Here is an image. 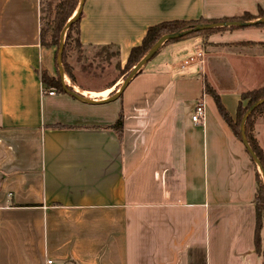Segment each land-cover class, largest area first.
I'll return each instance as SVG.
<instances>
[{
	"label": "crops",
	"instance_id": "obj_1",
	"mask_svg": "<svg viewBox=\"0 0 264 264\" xmlns=\"http://www.w3.org/2000/svg\"><path fill=\"white\" fill-rule=\"evenodd\" d=\"M42 7L0 0V264H263L259 167L206 86L236 119L241 94L264 87V27L170 43L108 102L121 78L92 89L64 74L88 103L45 93L43 73L61 74ZM260 11L264 0H85L79 36L118 46L123 67L149 26ZM252 134L264 154V115Z\"/></svg>",
	"mask_w": 264,
	"mask_h": 264
},
{
	"label": "trees",
	"instance_id": "obj_2",
	"mask_svg": "<svg viewBox=\"0 0 264 264\" xmlns=\"http://www.w3.org/2000/svg\"><path fill=\"white\" fill-rule=\"evenodd\" d=\"M79 4V0H59L52 6L50 4L48 6V10L46 12V16L44 12L41 14V42L44 46L47 47H59L61 42V34L62 31L68 22V20L74 14L77 6ZM249 15L244 14L243 16L224 18L219 20H170L164 21L147 28V31L140 42L139 45L132 47L130 53L127 57L125 67L123 68L125 72L132 69L151 49V47L156 43V41L161 38L165 34L174 33L183 31L186 29H190L198 24L204 23H217V22H227V21H246ZM259 17H264V11H261ZM81 16L75 21L67 30L65 35V43H64V51H63V66L65 73L71 79L73 83L76 82L75 76L73 74V68L66 61V53L68 47L72 45H76L78 50L83 47L79 36V21ZM251 19V18H250ZM261 26L264 27V22L261 23ZM242 27V26H230V27H217L197 32H191L181 38L166 41L162 47L169 43L179 41L187 36L205 33V32H213L217 29L224 30L229 28ZM243 44H251L252 42H242ZM113 49V50H110ZM161 49V48H160ZM158 53V52H157ZM156 53V54H157ZM58 54V53H57ZM56 54V57H57ZM155 54V55H156ZM98 55H102L103 59L110 60L111 58H117V67L120 68V50L118 46L115 45H106L101 47V51L98 52ZM154 55V56H155ZM153 56V57H154ZM142 70V69H141ZM43 82L46 86H51L55 88L56 91L60 92L63 90V85L58 77H49L47 73H43ZM206 91L214 98L215 103L217 105L218 111L220 115L223 117L224 121L229 125V127L233 130V132L241 138L240 124L242 118L247 111V109L256 101L264 98V87L252 89L245 91L241 94V100L239 102V106L237 109L236 119H233L229 111L225 108L218 93L209 85L206 86ZM116 91L110 93L109 96L113 95ZM246 102V104H243ZM264 110V103L258 106L247 118L245 123L246 135L249 141L250 146L257 154L262 167L264 169V154L262 149L260 148L258 142L254 138L252 134L253 122L257 115H261ZM112 128L119 133H122L123 130V114H120L119 119L112 126ZM255 206H256V215H257V225H256V236H255V245L256 251L259 255L264 257V182L261 178L259 172H257V189L254 198Z\"/></svg>",
	"mask_w": 264,
	"mask_h": 264
},
{
	"label": "rangeland",
	"instance_id": "obj_3",
	"mask_svg": "<svg viewBox=\"0 0 264 264\" xmlns=\"http://www.w3.org/2000/svg\"><path fill=\"white\" fill-rule=\"evenodd\" d=\"M58 1L59 0H43L42 9H43L45 16H46V12L48 10V6L50 4H52V6H53ZM79 2H80V0H79ZM78 6H79V4H78ZM78 6H77L76 10L74 11V14L76 13ZM260 13H261V11L257 14L245 13L246 15H249V16L247 17L248 20H246L244 22H248V21L257 22V21H259L261 18H264V17H259ZM74 14L72 15V17L74 16ZM255 25L261 26V23H257ZM230 29L236 30V29H240V27H235V28H230ZM227 30H229V29H227ZM217 31H220V30L217 29L216 31H213V32H217ZM213 32H211V33H213ZM208 34H210V33L205 32V33H201V34L200 33L193 34V35L187 36L181 40L200 36L201 43L204 44L206 42L204 38H206L208 36ZM175 42H177V41H175ZM170 43H173V42H169V43L165 44L163 47H165L166 45H168ZM101 47L102 46H92V47H84L83 46L82 48H80V50H78L76 45H72L71 47H68V50L66 53V61L73 68V74L75 76L77 83H84V85L88 88L99 89V87H105L106 85H109L114 79L121 78L122 79V82L120 83V86H121L124 79L130 74V72L132 71L133 68L128 70L127 72H125V70L123 68L125 67L126 63L123 65V67L118 68L117 67V65H118L117 58H111L108 61L109 62L108 63L106 59L105 60L103 59L102 55L98 56V52L101 51ZM163 47H161V49ZM55 48H56V54H57L59 52L60 46L59 47L55 46ZM203 48H204V46H203ZM161 49H159V51H161ZM110 50H113V49H110ZM201 50L202 49H199L198 52H200ZM159 51H158V53H159ZM198 56L200 57L199 53L196 54V56H194V57L192 56V57L186 59L182 65V68H185L189 65V63L194 62V59ZM57 58H58V54H57ZM144 66H143V68H144ZM58 67H59V65L57 64V69H58ZM63 68H64V66H63ZM64 74L67 75L65 73V70H64ZM57 77L59 78V73L57 74ZM60 79L62 81V77H60ZM47 88H49V87L47 86ZM114 91H116V90H114ZM243 104H246V102H243ZM204 108H205V106H204ZM263 115H264V110H263V113L261 115L256 116L255 120L258 117L263 116ZM259 173H260L261 178L264 182V177H263V173L261 171V168H259Z\"/></svg>",
	"mask_w": 264,
	"mask_h": 264
},
{
	"label": "water",
	"instance_id": "obj_4",
	"mask_svg": "<svg viewBox=\"0 0 264 264\" xmlns=\"http://www.w3.org/2000/svg\"><path fill=\"white\" fill-rule=\"evenodd\" d=\"M84 2L85 0H80L79 2V6L78 9L76 11V13L74 14V16L68 20V22L66 23L62 34H61V42H60V49L58 52V65H59V71L62 77V85L64 87V90L66 92H68L69 94H71L72 96H74L75 98H78L79 100L88 102V103H96L97 101L88 98L78 92H75L74 90H72L71 87L67 86V84L65 83L63 77H64V68H63V51H64V43H65V35L67 30L69 29V27L78 20V18L81 16V13L83 11V6H84ZM264 22V18H261L259 21L257 22H252V21H248V22H244V21H227V22H217V23H204V24H198L190 29H186L183 31H179V32H174V33H169V34H165L163 35L161 38H159L156 43L151 47V49L146 53V55L133 67L132 71L130 72V74L124 79L122 85L120 86V88L111 96H109L107 99L102 100L100 102H108L111 100H114L116 98H118L123 91L125 90V88L127 87V85L129 84V82L131 81V79L133 77H135L143 68V66L145 64H147L152 58L153 56L159 51V49L162 47V45L169 40H174V39H178L183 37L184 35H187L191 32H197V31H202V30H207V29H212V28H217V27H230V26H250V25H255L257 23H262ZM264 103V98L256 101L255 103H253L245 112L241 124H240V131H241V139L242 142L244 144V146L246 147L247 151L249 152L250 156L253 158V160L256 162V164L258 165L259 168H261V171L263 173V177H264V169L262 167V164L257 156V154L254 152V150L252 149V147L249 144V141L247 139V135H246V129H245V123L247 118L249 117V115L260 105H262ZM263 264H264V257H263Z\"/></svg>",
	"mask_w": 264,
	"mask_h": 264
},
{
	"label": "built area",
	"instance_id": "obj_5",
	"mask_svg": "<svg viewBox=\"0 0 264 264\" xmlns=\"http://www.w3.org/2000/svg\"><path fill=\"white\" fill-rule=\"evenodd\" d=\"M200 56H202V53H199ZM45 93L54 95L56 94V90L53 87L46 88ZM205 115V108L202 103H199L192 115L193 122L200 123Z\"/></svg>",
	"mask_w": 264,
	"mask_h": 264
},
{
	"label": "bare ground",
	"instance_id": "obj_6",
	"mask_svg": "<svg viewBox=\"0 0 264 264\" xmlns=\"http://www.w3.org/2000/svg\"><path fill=\"white\" fill-rule=\"evenodd\" d=\"M86 93V92H85ZM88 94V93H87Z\"/></svg>",
	"mask_w": 264,
	"mask_h": 264
}]
</instances>
